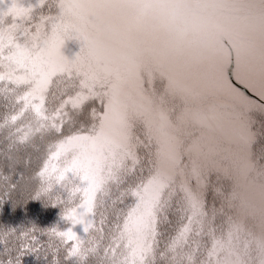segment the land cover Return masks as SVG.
Segmentation results:
<instances>
[{"label":"rangeland","instance_id":"374dc122","mask_svg":"<svg viewBox=\"0 0 264 264\" xmlns=\"http://www.w3.org/2000/svg\"><path fill=\"white\" fill-rule=\"evenodd\" d=\"M117 8L110 0H0L6 26L0 54L12 46L13 80L29 85L36 107L61 74L75 75L86 96L103 100L99 130L84 141L86 153H97L93 170L84 174L86 182L91 180L85 189L130 161V139L133 146L141 141L158 150V199L164 186H187L195 179L200 187L205 174L228 172L238 199L236 218L226 240L213 246L211 260L264 264V138L258 143L264 132L253 127L259 121L264 130V109L239 104L221 79L199 74L177 79L175 68L182 70L184 62L174 60L171 70L164 69L162 63L172 58L158 62L148 54L150 43L163 39L125 32ZM24 26L30 33L20 32ZM15 27L20 33L11 31ZM190 93L204 96L199 103L188 99ZM70 145L80 149L77 141ZM155 208L135 215L147 219ZM199 212L192 208L189 215L195 219Z\"/></svg>","mask_w":264,"mask_h":264},{"label":"trees","instance_id":"16d2710c","mask_svg":"<svg viewBox=\"0 0 264 264\" xmlns=\"http://www.w3.org/2000/svg\"><path fill=\"white\" fill-rule=\"evenodd\" d=\"M11 48L0 54V264H216L213 246L236 218L230 174H205L200 187L195 179L164 186L158 199V150L130 139V161L85 189L97 153H86L84 141L99 130L103 100L61 74L36 107L29 85L13 80ZM153 208L147 219L135 215ZM192 208L200 209L195 219Z\"/></svg>","mask_w":264,"mask_h":264},{"label":"water","instance_id":"95a60500","mask_svg":"<svg viewBox=\"0 0 264 264\" xmlns=\"http://www.w3.org/2000/svg\"><path fill=\"white\" fill-rule=\"evenodd\" d=\"M117 4L125 32L136 35L154 24H169L174 31L190 33L204 50V56L195 59L198 64L217 69L237 95L253 96L239 76L251 71V62L238 52L234 30L241 18L263 13L264 0H117Z\"/></svg>","mask_w":264,"mask_h":264},{"label":"flooded vegetation","instance_id":"af4514ba","mask_svg":"<svg viewBox=\"0 0 264 264\" xmlns=\"http://www.w3.org/2000/svg\"><path fill=\"white\" fill-rule=\"evenodd\" d=\"M110 1L111 4L117 3L116 0ZM150 31L153 35L161 37L163 43H150L148 54L154 55L158 62H163L165 57V60L174 57L172 61L162 63L164 69H168L170 64L174 65V60L181 65L184 62L182 70L175 68L177 79H187L184 74L188 76L199 74L200 76L215 77L217 80L221 79L222 75L217 69L199 65L198 61L195 60L204 56L202 54L204 50L197 46V42L191 38L190 33L182 34L180 31H174L169 24L155 25ZM234 38L238 42V52L242 55L246 54V57L250 58L251 71L241 73L239 76L253 96L237 95L232 87H228L239 104L260 106L264 109V12L241 18L234 30ZM151 50L154 51V54L151 53ZM169 70H171V66ZM221 82L223 81L221 80ZM183 83L185 82L183 81Z\"/></svg>","mask_w":264,"mask_h":264},{"label":"bare ground","instance_id":"6f19581e","mask_svg":"<svg viewBox=\"0 0 264 264\" xmlns=\"http://www.w3.org/2000/svg\"><path fill=\"white\" fill-rule=\"evenodd\" d=\"M64 5V4H63ZM71 8V7H70ZM62 10V13L64 14V13H66V9H61ZM155 25H159V24H155ZM144 33H147L148 35L150 34V33H152V31H144ZM144 33H141V34H144ZM141 34H139V35H141ZM151 35V34H150ZM165 49V48H164ZM151 53L152 54H154V51H152L151 50ZM150 56H151V54H149ZM154 57V55L153 56H151V58H153ZM172 59H174V57H171ZM221 87V86H220ZM203 91H205V93L206 94H208V91L207 90H203ZM201 93V92H200ZM200 93L197 95V94H194V93H190V94H188L189 96H188V99H190V100H194L195 102L197 101V102H199L200 103V101H201V97L202 96H204V95H200ZM199 103H197V104H199ZM241 187V186H240ZM261 215V211L259 212V216Z\"/></svg>","mask_w":264,"mask_h":264}]
</instances>
